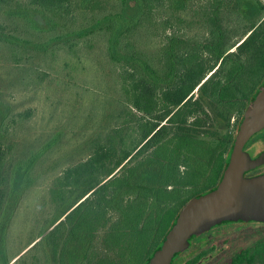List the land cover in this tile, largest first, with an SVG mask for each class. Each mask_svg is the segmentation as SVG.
Instances as JSON below:
<instances>
[{"label": "trees", "instance_id": "16d2710c", "mask_svg": "<svg viewBox=\"0 0 264 264\" xmlns=\"http://www.w3.org/2000/svg\"><path fill=\"white\" fill-rule=\"evenodd\" d=\"M194 7L201 36L183 31L182 16ZM156 38L162 44L154 47ZM84 49L99 60L114 108L85 137L93 138L88 158L64 169L43 238L28 246L41 245L36 264H146L182 206L213 190L230 159L233 138L205 131V148L198 118L190 123L200 107L193 95L199 88L200 97L226 110L234 73L264 71V0H0V50L10 60L30 64L61 52L82 57ZM32 112L0 96L1 264L12 261L6 228L43 177L36 171L49 158L51 169L63 160L54 159L51 140L62 131L35 135ZM100 238L118 260L99 257Z\"/></svg>", "mask_w": 264, "mask_h": 264}, {"label": "rangeland", "instance_id": "374dc122", "mask_svg": "<svg viewBox=\"0 0 264 264\" xmlns=\"http://www.w3.org/2000/svg\"><path fill=\"white\" fill-rule=\"evenodd\" d=\"M196 10L198 9L194 7L188 14H183L182 18H187L183 31L188 35L201 36L202 25L195 23L197 18L190 15ZM177 14L180 16V13ZM161 44L162 40L158 38L153 42L154 47ZM233 50L236 48L234 47ZM95 51H99V46H96ZM85 54V49L80 54L82 57L61 52L55 58L37 57L30 64L24 62L18 64L10 60L6 51L0 50V96L12 104L17 111L32 109L31 124L36 132L35 135L55 130L63 133L59 140L57 138L51 140L56 141L52 147L57 151L54 159L63 156L64 162L62 160L58 168L51 169L52 158L44 161L36 171L43 177L39 178L35 187L27 193L7 225L5 244L6 256L12 259L10 264H36V257L43 256L44 253L40 252L41 245L36 249L31 247L43 238L41 232L44 224L52 216L57 202L53 198V192L64 182L63 171L69 165H77L88 158L90 152L85 151L88 146L86 142L93 138L85 137L99 128L101 119H104L114 108V105H111L113 94L106 95L103 88L104 84H108V78L102 74L99 60L90 59V55ZM213 72L214 70L208 72L204 81L210 78ZM193 96V101L200 99V107H197L199 114L190 118V123L198 118L197 129L203 132L201 141L205 142L206 148L210 138L205 137V131L216 133L215 135L219 137L230 134L232 127L231 123L227 124L226 117L231 116L232 122L234 110L229 108L224 110L207 96L200 97L199 88L195 89ZM134 112L139 117L144 116L142 112L135 110ZM31 132L28 134V131H24L25 137L33 138ZM47 170L51 171L47 172ZM181 170H184V167ZM43 171L47 176L44 177ZM194 191L196 190L191 188L188 195ZM66 228H61L62 235L66 234ZM104 232L105 230L100 233L101 238ZM38 237L36 242L28 246L31 240ZM101 238L96 243L99 257L118 260L115 251L102 246ZM19 253L20 255L15 257Z\"/></svg>", "mask_w": 264, "mask_h": 264}, {"label": "water", "instance_id": "95a60500", "mask_svg": "<svg viewBox=\"0 0 264 264\" xmlns=\"http://www.w3.org/2000/svg\"><path fill=\"white\" fill-rule=\"evenodd\" d=\"M264 129V87L247 107L230 159L217 186L208 193L188 200L177 220L164 236L162 245L146 264H172L173 257L188 246L189 238L212 225L231 220H264V174L247 177L260 164L245 151L250 137Z\"/></svg>", "mask_w": 264, "mask_h": 264}, {"label": "flooded vegetation", "instance_id": "af4514ba", "mask_svg": "<svg viewBox=\"0 0 264 264\" xmlns=\"http://www.w3.org/2000/svg\"><path fill=\"white\" fill-rule=\"evenodd\" d=\"M254 66L252 63L247 65L248 68ZM234 76L235 83L231 87L234 96L228 99V108L234 110V117L232 122L231 120L229 122L232 131L229 136L226 135L233 140L237 136L239 124L247 107L264 87V71L254 76L252 72L249 74L245 72L243 75L237 71ZM242 78L247 80L242 81ZM245 151L252 159H260V164L247 172L246 176L263 175L264 129L250 137ZM178 213L168 230L176 222ZM172 264H264V220H231L216 223L209 229L192 235L188 240V246L173 257Z\"/></svg>", "mask_w": 264, "mask_h": 264}]
</instances>
